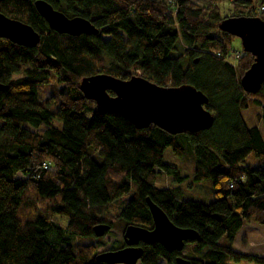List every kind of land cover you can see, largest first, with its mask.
Returning a JSON list of instances; mask_svg holds the SVG:
<instances>
[{"label": "trees", "instance_id": "1", "mask_svg": "<svg viewBox=\"0 0 264 264\" xmlns=\"http://www.w3.org/2000/svg\"><path fill=\"white\" fill-rule=\"evenodd\" d=\"M35 1L0 0V12L40 35L34 46L0 38V82L6 84L0 88V264H110L95 258L103 241L93 226L112 223L108 213L114 212L124 225L152 227L147 196L176 225L197 230L185 243L207 250L190 256L181 253L184 246L169 251L157 241L140 242L139 264H160V258L179 264L177 255L188 264H264V254L231 245L246 220L264 223V81L255 93L242 89L239 78L253 55L239 49L231 63L235 36L219 30L227 17L264 20V0L258 6L232 0L230 15L221 14L219 0L208 6L193 0H45L98 29L79 36L49 28ZM100 71L140 74L161 85L193 84L207 94L214 121L172 134L154 123L135 127L116 111L99 112L79 81ZM45 86L51 90L43 96ZM248 106L255 111L250 123L243 115ZM167 146L177 155L192 151L193 178L211 179L212 200L183 199L156 185L160 171L177 182L187 177L163 160ZM250 152L258 165L247 161ZM222 236L227 243L219 242Z\"/></svg>", "mask_w": 264, "mask_h": 264}, {"label": "water", "instance_id": "2", "mask_svg": "<svg viewBox=\"0 0 264 264\" xmlns=\"http://www.w3.org/2000/svg\"><path fill=\"white\" fill-rule=\"evenodd\" d=\"M34 6L49 28L60 34L79 36L98 32L90 21L69 17L45 0H36ZM219 30L239 38L242 49L253 55V61L242 73L239 82L244 91L255 93L264 81V20L259 16L227 17L220 22ZM0 38L34 46L39 42L40 35L29 24L0 12ZM5 86L0 82V88ZM79 87L86 98L94 100L96 110L116 111L138 128L154 123L175 134L205 129L214 121V113L205 106L207 94L190 83L161 85L140 74L121 78L100 71L82 76ZM146 201L153 220L152 227L127 223L123 229L124 245L97 252V260L110 264H135L143 253L140 242L157 241L173 251L180 250L186 240L197 236L196 229L176 225L149 196ZM110 227L107 222L97 223L93 226L94 234L101 236ZM175 259L179 264L189 263V259L181 255Z\"/></svg>", "mask_w": 264, "mask_h": 264}, {"label": "rangeland", "instance_id": "3", "mask_svg": "<svg viewBox=\"0 0 264 264\" xmlns=\"http://www.w3.org/2000/svg\"><path fill=\"white\" fill-rule=\"evenodd\" d=\"M193 1L203 6H208L209 4L208 0ZM258 2V0H252L254 6H258ZM219 6L222 15H230L233 12L232 0H219ZM232 49L233 50L227 55V58L229 60L232 59L235 50L242 49L241 41L239 38L235 37L233 39ZM50 90L51 89L49 88V86H45L43 87L41 94L44 96ZM243 115L250 123L255 115V111L253 110L252 106H248V108L243 111ZM54 121L58 123L56 120ZM191 152L192 151H184L183 154L177 155L173 153L170 146H167L163 152V160L177 166L181 173L186 175L187 177L182 182H177L173 179L172 175L167 174L164 171H160L158 173V178L156 179V185H158L159 187H167L172 189L178 195V197L183 199H194L203 202H208L214 198L212 181L208 177L202 178L200 180H195L193 178L195 156ZM246 159L252 166H256L260 163L259 159H256L252 152H250L246 156ZM19 175L21 174L19 173ZM108 218L112 220V223H109L110 226L112 224L113 225L107 232L101 235L103 243H97V252L103 249L114 248V245H118L121 241L123 242V229L125 226L123 224L124 221L118 219L114 212L108 213ZM236 235L237 236H235L231 243L232 247L244 252L264 254V223L257 222L253 219H250L248 221L246 220L244 226L238 231ZM219 242L227 243L228 241L224 236H222L219 239ZM206 250V246H204L201 250H198L192 243L186 242L184 244V248L181 249V253L190 256H200ZM164 262V259H159L160 264H163ZM135 264H139V261H137ZM225 264L258 263L247 259H242L240 261H234L229 259Z\"/></svg>", "mask_w": 264, "mask_h": 264}, {"label": "built area", "instance_id": "4", "mask_svg": "<svg viewBox=\"0 0 264 264\" xmlns=\"http://www.w3.org/2000/svg\"><path fill=\"white\" fill-rule=\"evenodd\" d=\"M261 9H263V7H261ZM239 50H235L234 51V55L232 57V59L230 60V62H232L233 64L235 63V60L239 57Z\"/></svg>", "mask_w": 264, "mask_h": 264}, {"label": "crops", "instance_id": "5", "mask_svg": "<svg viewBox=\"0 0 264 264\" xmlns=\"http://www.w3.org/2000/svg\"><path fill=\"white\" fill-rule=\"evenodd\" d=\"M244 224H245V223H244ZM244 224L242 225V227L244 226ZM242 227H241V228H242ZM241 228H240V229H241ZM240 229H239V230H240ZM239 230H238V231H239ZM237 233H238V232H237ZM236 236H237V235H236Z\"/></svg>", "mask_w": 264, "mask_h": 264}]
</instances>
